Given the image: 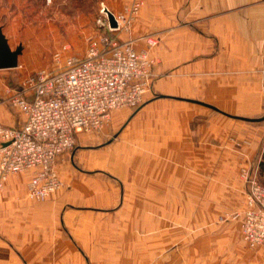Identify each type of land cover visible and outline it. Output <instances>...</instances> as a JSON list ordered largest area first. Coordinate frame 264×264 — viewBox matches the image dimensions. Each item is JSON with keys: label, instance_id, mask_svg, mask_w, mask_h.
<instances>
[{"label": "crops", "instance_id": "crops-1", "mask_svg": "<svg viewBox=\"0 0 264 264\" xmlns=\"http://www.w3.org/2000/svg\"><path fill=\"white\" fill-rule=\"evenodd\" d=\"M105 1L117 10L141 2L128 31L118 38L141 50L146 36L158 37L149 50L155 59L153 96L128 119L116 141L78 133L83 142L57 165L65 187L48 199L29 198L33 171L9 176L0 190V264L98 262L103 232L115 230L108 208L121 196L102 172L124 181L142 156L134 141L149 120L165 128L156 135L173 144L170 151L177 153L182 144L179 151L191 161L199 153L208 161L210 152L224 156L226 151L247 152L251 161L264 132V125L245 120L257 118L264 105V0ZM3 32L12 49L7 29ZM24 55H18L19 63ZM124 116H114L111 125ZM23 120L19 111L12 115L0 108L1 124L19 127Z\"/></svg>", "mask_w": 264, "mask_h": 264}, {"label": "rangeland", "instance_id": "rangeland-1", "mask_svg": "<svg viewBox=\"0 0 264 264\" xmlns=\"http://www.w3.org/2000/svg\"><path fill=\"white\" fill-rule=\"evenodd\" d=\"M100 2L107 5L105 0H0L2 32L7 29L12 50L20 45L19 55L25 52L16 67L0 70V108L12 115L16 111L23 115L10 97L26 78L38 70L59 69L69 56L84 55L89 38L103 33L96 23ZM136 2L142 6L140 1L132 4ZM132 4L120 10L108 7L130 19L127 29L113 34L118 41H121L119 33L128 31L140 9L130 13L127 8ZM155 38L158 44V37ZM154 46L146 44L137 50H145L153 60L149 88L139 105L113 110L99 130L84 132L81 136L85 139L97 136L104 143L119 139L128 119L153 96L155 59L149 50ZM55 53L59 54L58 60L54 58ZM122 113L125 114L122 121L112 126L114 116ZM263 116L264 105L256 117ZM150 121L148 126H140L134 149L142 156L132 162L124 181L102 172L114 180L121 196L108 208L115 215V230L103 232L105 237L97 247L99 261L95 264H264L263 248L250 247L241 227L248 201L243 170L257 169L264 183L260 170L264 132L259 136L251 161L244 151H226L224 156L210 152L208 161L199 153L191 161L184 158L185 151H179L182 144H177V153L170 151L173 144L159 140L165 138L163 134L156 135L159 130L165 132V128L153 126ZM252 123L264 125V120ZM80 142L76 138L74 148L59 161ZM64 187L63 180V186L55 192Z\"/></svg>", "mask_w": 264, "mask_h": 264}, {"label": "built area", "instance_id": "built-area-1", "mask_svg": "<svg viewBox=\"0 0 264 264\" xmlns=\"http://www.w3.org/2000/svg\"><path fill=\"white\" fill-rule=\"evenodd\" d=\"M139 7L136 2L127 11L134 14ZM108 11L100 2L96 23L103 33L89 38L83 56L67 57L57 70H38L10 97L24 120L19 127L0 125V190L10 175L31 170L29 198L46 200L63 186L58 161L74 148L76 135L99 130L113 110L141 102L153 60L145 50L137 51L131 40L113 37L128 28L130 19L113 13L116 27H110ZM145 39L148 47L157 42L154 36ZM242 176L248 186L243 238L250 247L264 250V183L257 169L246 168Z\"/></svg>", "mask_w": 264, "mask_h": 264}, {"label": "water", "instance_id": "water-1", "mask_svg": "<svg viewBox=\"0 0 264 264\" xmlns=\"http://www.w3.org/2000/svg\"><path fill=\"white\" fill-rule=\"evenodd\" d=\"M107 18L110 27H116V21L111 11L107 12ZM22 47L19 45L15 49H11L8 45L7 39L0 27V69L14 68L18 63V55L21 53ZM247 121H262L264 116L260 118L245 119Z\"/></svg>", "mask_w": 264, "mask_h": 264}, {"label": "trees", "instance_id": "trees-1", "mask_svg": "<svg viewBox=\"0 0 264 264\" xmlns=\"http://www.w3.org/2000/svg\"><path fill=\"white\" fill-rule=\"evenodd\" d=\"M260 170H261V173L264 174V159L260 163Z\"/></svg>", "mask_w": 264, "mask_h": 264}]
</instances>
